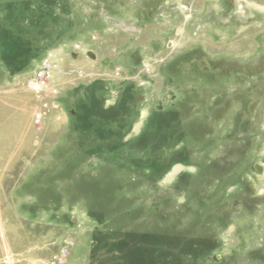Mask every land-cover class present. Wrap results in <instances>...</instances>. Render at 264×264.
Instances as JSON below:
<instances>
[{"label":"rangeland","instance_id":"obj_1","mask_svg":"<svg viewBox=\"0 0 264 264\" xmlns=\"http://www.w3.org/2000/svg\"><path fill=\"white\" fill-rule=\"evenodd\" d=\"M0 264H264V0H0Z\"/></svg>","mask_w":264,"mask_h":264},{"label":"trees","instance_id":"obj_2","mask_svg":"<svg viewBox=\"0 0 264 264\" xmlns=\"http://www.w3.org/2000/svg\"><path fill=\"white\" fill-rule=\"evenodd\" d=\"M27 15V12L25 13L24 11L23 12H20L19 13V17L16 19V21H15V26H17V27H24V25H25V23H24V18H25V16ZM32 37V36H31ZM33 40H35V38L33 37L32 38ZM27 42H29V40H27ZM30 56H33V55H26V56H23L24 57V60H22L21 61V65L20 66H18V67H15L17 64H19V62L18 63H16V64H13V65H10L9 64V66L10 67H12V68H14V69H20V68H22V67H25L26 65H27V63H28V61L29 60H31L30 58ZM30 62V61H29ZM96 110V109H95ZM79 116H80V113H81V110H79V112H76ZM155 119L156 118H151V120L150 121H152V124H154V123H156V122H159L160 121V118H158V120H156L155 121ZM92 118H90V122H92ZM80 121L81 122H79V123H81L83 126H84V120L82 119V117H81V119H80ZM94 125V124H93ZM64 154L66 153V154H68V153H70L69 152V150H66V151H64L63 152ZM68 161V160H67Z\"/></svg>","mask_w":264,"mask_h":264},{"label":"built area","instance_id":"obj_3","mask_svg":"<svg viewBox=\"0 0 264 264\" xmlns=\"http://www.w3.org/2000/svg\"><path fill=\"white\" fill-rule=\"evenodd\" d=\"M42 65L43 67L40 68L39 72L37 73L38 76H42V75H46V76H49V74H47V70H48V67H50V64L48 63L47 59L46 60H43L42 62ZM38 83L40 84V89H37L38 91L42 89V87L44 86V81L43 80H40V78H37V77H34ZM54 92L56 91V89H53Z\"/></svg>","mask_w":264,"mask_h":264},{"label":"flooded vegetation","instance_id":"obj_4","mask_svg":"<svg viewBox=\"0 0 264 264\" xmlns=\"http://www.w3.org/2000/svg\"><path fill=\"white\" fill-rule=\"evenodd\" d=\"M140 99H142V96H141V97H138V96L133 97L132 100H131V104H130V106H131V107L136 106V103H138V101H139ZM108 106H109V105H107L106 108H109ZM68 113H69V112H68ZM70 113H71V111H70Z\"/></svg>","mask_w":264,"mask_h":264},{"label":"bare ground","instance_id":"obj_5","mask_svg":"<svg viewBox=\"0 0 264 264\" xmlns=\"http://www.w3.org/2000/svg\"><path fill=\"white\" fill-rule=\"evenodd\" d=\"M180 31V30H179ZM30 82V81H29ZM38 82V81H37ZM36 81H35V83H34V86L36 87V88H39L40 89V85L37 83ZM35 90H37V89H35ZM19 126V125H18ZM12 131V130H11ZM13 132H14V135H17L18 133H19V131L16 129V128H14V131H12V134H13ZM11 139V138H10ZM15 144V143H14ZM24 145H26V143H24ZM24 151V148H22V152ZM26 152V151H25Z\"/></svg>","mask_w":264,"mask_h":264},{"label":"water","instance_id":"obj_6","mask_svg":"<svg viewBox=\"0 0 264 264\" xmlns=\"http://www.w3.org/2000/svg\"><path fill=\"white\" fill-rule=\"evenodd\" d=\"M201 64H203V62H201ZM205 68H206V67H205ZM255 167H256V169H257L258 172L261 171V167H260V166L257 165V166H255Z\"/></svg>","mask_w":264,"mask_h":264},{"label":"crops","instance_id":"obj_7","mask_svg":"<svg viewBox=\"0 0 264 264\" xmlns=\"http://www.w3.org/2000/svg\"><path fill=\"white\" fill-rule=\"evenodd\" d=\"M64 152L63 150H61V153Z\"/></svg>","mask_w":264,"mask_h":264}]
</instances>
